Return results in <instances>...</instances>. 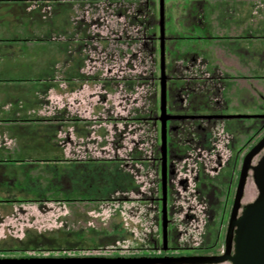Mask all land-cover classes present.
Returning <instances> with one entry per match:
<instances>
[{
  "label": "rangeland",
  "instance_id": "rangeland-1",
  "mask_svg": "<svg viewBox=\"0 0 264 264\" xmlns=\"http://www.w3.org/2000/svg\"><path fill=\"white\" fill-rule=\"evenodd\" d=\"M164 20L166 160L161 0H0V258L224 253L264 136V0ZM83 165L106 186L74 185Z\"/></svg>",
  "mask_w": 264,
  "mask_h": 264
},
{
  "label": "water",
  "instance_id": "water-1",
  "mask_svg": "<svg viewBox=\"0 0 264 264\" xmlns=\"http://www.w3.org/2000/svg\"><path fill=\"white\" fill-rule=\"evenodd\" d=\"M164 0H161L162 32V110L163 152L166 160V74H165V23ZM264 150V136L249 150L243 160L234 204L228 225L225 251L218 255H195L159 258H0V264H124L140 262H162L177 264H264V153L257 164L254 159ZM253 171L258 196L243 205L245 189L250 172ZM241 211V213H240Z\"/></svg>",
  "mask_w": 264,
  "mask_h": 264
},
{
  "label": "trees",
  "instance_id": "trees-1",
  "mask_svg": "<svg viewBox=\"0 0 264 264\" xmlns=\"http://www.w3.org/2000/svg\"><path fill=\"white\" fill-rule=\"evenodd\" d=\"M86 168H89L87 171L85 170ZM103 168V166L99 165H83V170H73L72 174L70 176L74 177L72 181L74 182V185H78V181L83 180L84 177H86L87 180H84V182L90 181V186L93 188L92 182L98 181L97 184L99 186H106V183H108V179L104 177H97V172ZM78 180V181H77ZM89 184L87 186H89ZM127 185V183L125 184Z\"/></svg>",
  "mask_w": 264,
  "mask_h": 264
},
{
  "label": "flooded vegetation",
  "instance_id": "flooded-vegetation-1",
  "mask_svg": "<svg viewBox=\"0 0 264 264\" xmlns=\"http://www.w3.org/2000/svg\"><path fill=\"white\" fill-rule=\"evenodd\" d=\"M263 151H264V150H263ZM263 151H262V152H263ZM262 152H261V153H262Z\"/></svg>",
  "mask_w": 264,
  "mask_h": 264
}]
</instances>
